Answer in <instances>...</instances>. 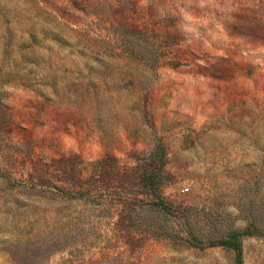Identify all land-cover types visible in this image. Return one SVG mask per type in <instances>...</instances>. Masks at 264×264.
Wrapping results in <instances>:
<instances>
[{
	"label": "rangeland",
	"instance_id": "rangeland-1",
	"mask_svg": "<svg viewBox=\"0 0 264 264\" xmlns=\"http://www.w3.org/2000/svg\"><path fill=\"white\" fill-rule=\"evenodd\" d=\"M249 226L264 264V0H0V264H237L189 242Z\"/></svg>",
	"mask_w": 264,
	"mask_h": 264
},
{
	"label": "trees",
	"instance_id": "trees-1",
	"mask_svg": "<svg viewBox=\"0 0 264 264\" xmlns=\"http://www.w3.org/2000/svg\"><path fill=\"white\" fill-rule=\"evenodd\" d=\"M143 184H149L151 186H157V176L154 173H150L148 177L144 176L142 178ZM158 202L156 203L155 207L158 208V210L163 211L165 213H171L172 210L167 207V205L158 197ZM154 237H167L170 236L168 231L164 229H160L158 231H155L153 233ZM255 235H258V231H254L252 226H249L244 231H236L229 235L228 239H219L216 241L211 242L210 244L204 245L202 241L195 238L194 241H190L189 245L193 248L198 249H206L211 248L215 246H223L226 247L232 251H234L236 255V263L242 264L243 262V249H242V239L245 237H253Z\"/></svg>",
	"mask_w": 264,
	"mask_h": 264
}]
</instances>
